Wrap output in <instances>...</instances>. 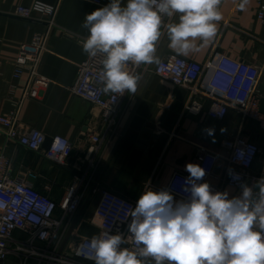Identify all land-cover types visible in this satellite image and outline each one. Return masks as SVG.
Returning <instances> with one entry per match:
<instances>
[{"label":"crops","instance_id":"crops-1","mask_svg":"<svg viewBox=\"0 0 264 264\" xmlns=\"http://www.w3.org/2000/svg\"><path fill=\"white\" fill-rule=\"evenodd\" d=\"M36 1L59 2L57 26L50 34L48 50L39 67L40 74L50 83L40 87L38 98L25 100L20 124L25 129L40 130L48 138L64 136L73 148L61 164L47 158L44 151L12 143V174L26 178L59 202L76 184L85 195L80 210L91 195L72 241L101 232L92 221L104 188L138 199L148 181L164 188L175 171L187 173L186 164H199L200 146L225 154L222 141L229 136L255 140L264 148L257 123L244 119L233 109L223 120L211 118L210 101L195 95L192 100L200 110H186L190 90L157 76L153 72L156 64H144L136 92H128L112 126L104 120L101 107L74 95L70 87L77 80L79 64L87 57L80 42L88 35L82 27L84 17L110 0H0V117L13 109L24 88L26 72L21 77L14 74L21 45L46 29V22L21 18L14 9ZM238 3L239 0H222L219 11L223 19L218 22L217 36L209 42L196 41V49L182 56L205 62L218 52L261 67L257 92L264 98V23L257 17L256 0H248L243 11L238 9ZM169 43L166 32L157 43L159 59L175 52ZM209 128L214 130L211 136L206 132ZM93 134L102 138L95 150L91 149ZM3 145L4 134L0 130V147ZM226 168L227 161L220 158L209 184L222 187V192L228 191L231 198L237 190L223 183ZM250 174L264 177V152Z\"/></svg>","mask_w":264,"mask_h":264},{"label":"built area","instance_id":"built-area-1","mask_svg":"<svg viewBox=\"0 0 264 264\" xmlns=\"http://www.w3.org/2000/svg\"><path fill=\"white\" fill-rule=\"evenodd\" d=\"M256 1L257 17L264 23V0ZM94 2L100 3L98 0ZM37 4H40V10H37ZM58 10L59 2L50 4L43 1H36L29 6L17 5L14 9V14L21 18H37L46 22V29L36 33L30 42L21 45L14 74L21 77L26 72L24 88L20 97L14 101L13 109L0 117V130L4 134V145L0 147V264H93L85 259L88 254L85 242L92 236H81L73 249L69 245L70 238L64 250L60 251L68 228L84 201V193L74 184L59 202L49 194L40 192L26 178L13 176V161L9 153L10 145L16 143L30 150L44 151L47 158L64 164L72 152L73 144L68 138L56 135L46 149L44 145L47 137L42 131L25 129L20 124V112L25 100L38 98L40 87H47L50 83L49 79L40 74L39 67L43 54L48 50L50 34L57 26ZM175 18H162V35ZM84 39L80 42L83 43ZM159 61L153 69L157 76L190 90L186 110L199 111V106L192 99L195 95H201L210 101L208 115L211 118L223 120L233 109L244 119L257 123L264 141L262 95L257 92L263 70L261 67L218 52L212 53L205 62H198L175 52L161 57ZM143 68L144 64H129V71L133 74L139 75ZM101 75V58L87 55L79 64L77 80L70 90L74 95L101 107L104 120L112 126L128 92L122 95L105 93ZM91 140V149L95 150L102 138L93 134ZM222 147L225 154L205 146L198 148L199 165L206 171L201 182L209 183L220 158L227 161L223 183L236 189L237 195L240 194L241 183L254 186L257 181L264 179L250 174L264 152L257 141L240 135L229 136L223 139ZM188 175L189 173L175 171L164 188H158L148 181L143 192L149 189H168L175 200L186 199L182 182ZM210 187L213 192H222V187ZM138 199L128 198L107 188L102 189L95 210L96 219L92 224L101 232L111 230L113 234H124L127 241L124 246L134 247V241L127 233V224L131 220L127 212L134 209Z\"/></svg>","mask_w":264,"mask_h":264},{"label":"clouds","instance_id":"clouds-1","mask_svg":"<svg viewBox=\"0 0 264 264\" xmlns=\"http://www.w3.org/2000/svg\"><path fill=\"white\" fill-rule=\"evenodd\" d=\"M221 2L110 0L86 14L82 49L101 58L103 91L135 93L140 76L129 71V64H159L163 17H178L167 25V36L179 55L194 51L196 41L214 40L223 19ZM247 3L239 0L238 9ZM206 132L211 136L214 130ZM185 171L186 199L175 200L168 189H149L127 212L134 247L124 246V234L104 230L85 242V259L93 264H264V179L254 186L241 183L240 194L230 198L228 191L213 192L201 182L206 171L199 164L188 163Z\"/></svg>","mask_w":264,"mask_h":264},{"label":"water","instance_id":"water-1","mask_svg":"<svg viewBox=\"0 0 264 264\" xmlns=\"http://www.w3.org/2000/svg\"><path fill=\"white\" fill-rule=\"evenodd\" d=\"M261 111L264 112V98H262V101H261ZM51 141H52V138H48L47 137L46 142H45V145H44V147L46 149L49 148V146L51 144ZM90 197H91V195H89V197L85 201V203H84L82 209L79 211V213H77L75 215V217L73 219V222L71 223L70 227L68 228V231H67V233H66V235L64 237V240H63V242L61 244L60 251L64 250V248L68 244V242H69V240H70V238L72 236V233H73V231H74V229H75V227H76V225H77V223H78V221H79V219H80V217H81V215H82V213H83V211H84V209H85V207H86V205H87V203H88V201L90 199Z\"/></svg>","mask_w":264,"mask_h":264},{"label":"rangeland","instance_id":"rangeland-1","mask_svg":"<svg viewBox=\"0 0 264 264\" xmlns=\"http://www.w3.org/2000/svg\"><path fill=\"white\" fill-rule=\"evenodd\" d=\"M77 243H78V241H75V240L72 241V240H70V242H69L70 248H72V249L75 248ZM15 264H18V263H15Z\"/></svg>","mask_w":264,"mask_h":264}]
</instances>
